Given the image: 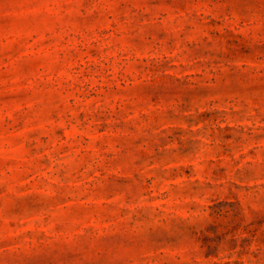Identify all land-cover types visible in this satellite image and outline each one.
Masks as SVG:
<instances>
[{
  "label": "rangeland",
  "instance_id": "obj_1",
  "mask_svg": "<svg viewBox=\"0 0 264 264\" xmlns=\"http://www.w3.org/2000/svg\"><path fill=\"white\" fill-rule=\"evenodd\" d=\"M0 264H264V0H0Z\"/></svg>",
  "mask_w": 264,
  "mask_h": 264
}]
</instances>
